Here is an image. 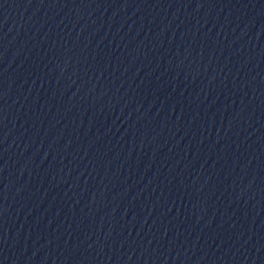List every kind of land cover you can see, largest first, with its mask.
Here are the masks:
<instances>
[{
  "label": "water",
  "instance_id": "95a60500",
  "mask_svg": "<svg viewBox=\"0 0 264 264\" xmlns=\"http://www.w3.org/2000/svg\"><path fill=\"white\" fill-rule=\"evenodd\" d=\"M264 43V0H0V151L95 121Z\"/></svg>",
  "mask_w": 264,
  "mask_h": 264
}]
</instances>
